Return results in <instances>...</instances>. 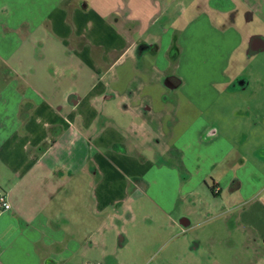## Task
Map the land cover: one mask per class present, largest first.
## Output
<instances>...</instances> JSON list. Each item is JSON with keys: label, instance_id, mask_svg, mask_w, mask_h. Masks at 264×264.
Listing matches in <instances>:
<instances>
[{"label": "crops", "instance_id": "obj_1", "mask_svg": "<svg viewBox=\"0 0 264 264\" xmlns=\"http://www.w3.org/2000/svg\"><path fill=\"white\" fill-rule=\"evenodd\" d=\"M82 2L0 0V189L11 204L10 209L0 204V264H61L75 259V263H93L86 256L82 259L78 231L74 229L76 235L71 239L55 223L60 217L72 216L61 200L64 187L77 177L76 172L72 177L71 168L82 158L81 148L73 140L82 131L98 126L101 107L113 97L119 98L123 111L130 115L128 125L120 128V141L127 149L126 155L131 154L119 162L126 170L123 173L113 169L119 166L97 156L107 175L90 192L95 209L89 216L91 221L86 222L88 242H94L92 238L98 231L93 226L97 215L129 198L127 185L133 180L128 177L146 184L148 190L144 195L167 215H176L171 219L173 225L192 224L191 214L185 211L187 201L198 200L204 220L218 211L211 207L207 195L204 201L203 194L195 189L211 173L208 166L215 167L225 156L223 151L232 146L225 145L218 133L201 130L196 124L181 135L171 151L174 157L166 162L165 151L156 148L162 113L154 112L152 87L162 80L170 98L188 93L207 106L220 93L216 85L246 84L239 79L240 75L233 77L228 73L229 63L232 52L249 44L254 36L245 37L230 24L217 28L210 18L202 16L193 23L180 24L177 39L174 29L158 26L160 0ZM234 3L227 8L211 2L209 5L225 15L236 10ZM147 5H151L152 11H148ZM113 20L120 25L116 26ZM199 36L216 40L210 57L197 62L205 66L206 74L195 68L193 58L192 41ZM263 41L264 36L259 42L252 39L259 48ZM178 42L183 49L180 57V51H176ZM60 47L57 54L54 49ZM98 47L104 49L100 60L107 66L103 79L100 73L104 68L93 59ZM146 54L153 61L154 72L144 78L140 72ZM127 59L133 61L131 77H123L118 87L109 73ZM86 68L93 81L83 87ZM108 128L97 140H102ZM67 137L73 139L67 143ZM145 151H150L154 159L147 158ZM242 167L231 165L227 172L214 175L212 181L217 186L212 195L222 199L223 216L239 220L235 226L232 220L225 226L226 230L230 228V239H235L233 233L240 230L253 242V247L264 253V178L255 182V187L251 184V191L237 184L241 193L231 194L236 184L233 180L245 177ZM65 170L70 171L68 179L60 175ZM115 177L121 180L116 181ZM22 183L24 186H20ZM115 183L120 184L118 191L114 190ZM67 198L75 205L74 189ZM74 209L80 211L79 205ZM105 215L112 218L114 214L106 211ZM235 245L229 240V247ZM100 260L103 264L113 262L106 254ZM253 264H264V258L254 260Z\"/></svg>", "mask_w": 264, "mask_h": 264}, {"label": "rangeland", "instance_id": "obj_2", "mask_svg": "<svg viewBox=\"0 0 264 264\" xmlns=\"http://www.w3.org/2000/svg\"><path fill=\"white\" fill-rule=\"evenodd\" d=\"M82 1L84 0H81L83 4ZM160 1L161 15L158 18V26L174 29L177 39L180 37L181 25L193 23L202 16L210 18L217 28H226L230 24L245 37L252 35L261 38L264 36V0ZM210 2L211 5H218L222 8L232 6L235 2L237 7L235 11L223 15L212 9L209 5ZM147 8L148 11H152L151 5H147ZM152 13L155 14V12ZM113 22L116 26L120 25L114 20ZM172 22L177 23L172 24ZM192 43L194 45L195 68L200 73H204L205 66L197 65V62L210 57L216 40L213 37L203 40L199 36ZM61 47L54 49L57 54ZM257 48L259 47L252 43L251 37L249 44L245 43L232 52L228 73L233 77L240 75L239 79L246 81V84L243 87L233 84L232 86L216 85V89L220 93L216 94V99L207 106H204L205 102L201 103L193 98L194 101L188 93L186 95L179 93L175 98H170L165 92L166 87L162 80L152 87L156 100V103L153 104L154 112L162 113L159 119L161 135L158 137L159 142L156 143V148L159 151L163 150L162 153L165 151L163 158L168 160L166 162L171 160L169 158L174 157L171 151L175 149L174 146L177 145V142H180L181 135L196 124L201 130L210 129V132L218 133L225 145L228 143L232 146H228V149L223 151L225 156L217 164L215 163V167H212L214 164L208 166L209 169L212 168L211 173L207 175L206 181L204 180L195 189L203 194L204 201H207L205 199L207 195L212 203L211 207L218 210L217 214L211 215L212 218L204 220V213L198 210V200L187 201L185 211L187 210L191 214L192 224L189 226L183 223L173 225L171 219L176 215H167L155 204L154 200L144 195V191L148 190L146 184L139 183L138 179L126 175L130 180H133V182L128 181L127 185L129 198L122 203L108 207L103 214L99 213L94 221L92 220L93 226H97L98 231L93 238L92 235L90 237L94 242L89 243L86 222L91 221L92 216H89L95 209L90 192L94 188L93 186L99 183L102 178H106L107 175H105L97 156H100V159L105 158L113 166L120 167L119 162L131 154L126 155L127 149L120 141L122 135L120 128L122 125H128V116L130 115L123 111L119 104V98H110L107 103L103 104L100 120L95 129L84 130L76 137V141L73 140L81 148L82 158L72 166V177L75 172L77 177L71 185L64 187L61 200L65 203V207L69 208L71 211L69 215L72 216L60 217L55 224L65 230L71 239L74 238L73 235H76L74 229L78 231L77 234L80 235L82 241V259L86 256L93 262L91 264H103L100 259L106 254V256L112 257L111 264H253L254 260L258 261V259L264 258V253L253 247V242L245 237L246 234L242 231L233 233L236 240L230 239L231 233L228 232L230 228L226 230L225 226H229L230 220L235 226V224H239V220L237 222L233 216H223L221 212L223 201L220 197L214 198V193L211 190L212 177L227 172L231 165L238 167L243 165L242 169L246 172L245 177L233 180L236 184L234 191L230 190L231 194L241 193V188L237 189L236 187L237 184H243L247 191H251L252 188L249 186L253 184L255 187L254 183L264 178V41L262 46ZM96 51L98 53L93 59L99 61V65L104 68L100 73L103 79L107 66L101 62L100 54L104 52V49L98 47ZM176 51L177 53L180 51V57L183 49L179 42ZM202 54L203 56H201ZM149 56L146 54L142 59L143 66L141 68L144 67L145 70L142 69L140 74L144 78H147V74L154 72L153 61ZM175 59L177 61V55H175ZM212 61H214V57H212ZM132 67L133 61L127 59L109 73L110 77L115 78V84L118 87L122 84L123 77H131L129 71ZM90 75L91 71L86 68L82 76L83 87H88L92 83L93 78L89 77ZM150 84L148 83V86ZM107 127L110 129L108 128V132L102 136V140L99 137L97 140V136ZM68 139L67 137V143ZM71 139L73 138L69 140ZM143 153L147 158L154 157L150 151ZM112 155L115 158H112ZM95 160H98L97 164ZM119 167L113 169L119 170L120 173L126 171ZM113 169L108 170L112 173L115 172ZM69 172V170H65L60 175L62 178H67ZM114 179L121 180L119 177ZM63 181L67 183L66 179ZM20 186H24V183ZM113 186L114 190L118 191L120 184L115 183ZM73 189L76 196L75 205L71 198H67L72 194ZM262 199L264 200V197ZM24 203L25 201L22 202V204ZM78 205L80 211L74 209V206L78 207ZM106 211L108 214H114L113 217L106 218ZM120 214L121 216H119ZM229 240L234 241L236 245L229 247ZM75 261L76 259L68 260L61 264H83L78 261L75 263Z\"/></svg>", "mask_w": 264, "mask_h": 264}, {"label": "built area", "instance_id": "obj_3", "mask_svg": "<svg viewBox=\"0 0 264 264\" xmlns=\"http://www.w3.org/2000/svg\"><path fill=\"white\" fill-rule=\"evenodd\" d=\"M0 204L5 208V209H10L11 204L7 199V195L4 190L0 189Z\"/></svg>", "mask_w": 264, "mask_h": 264}, {"label": "trees", "instance_id": "obj_4", "mask_svg": "<svg viewBox=\"0 0 264 264\" xmlns=\"http://www.w3.org/2000/svg\"><path fill=\"white\" fill-rule=\"evenodd\" d=\"M169 81H170V80H169ZM171 81H172V79H171ZM171 81H170V82H171ZM216 186H217V184H213V185L211 186V190H212V192L215 191Z\"/></svg>", "mask_w": 264, "mask_h": 264}, {"label": "water", "instance_id": "obj_5", "mask_svg": "<svg viewBox=\"0 0 264 264\" xmlns=\"http://www.w3.org/2000/svg\"><path fill=\"white\" fill-rule=\"evenodd\" d=\"M252 39H253L254 41L259 42L261 38H260L259 36H254Z\"/></svg>", "mask_w": 264, "mask_h": 264}]
</instances>
